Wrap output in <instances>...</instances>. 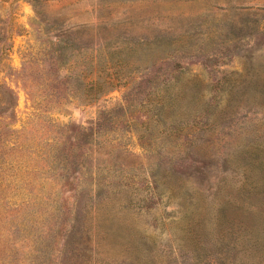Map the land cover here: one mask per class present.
Returning <instances> with one entry per match:
<instances>
[{
    "label": "rangeland",
    "instance_id": "obj_1",
    "mask_svg": "<svg viewBox=\"0 0 264 264\" xmlns=\"http://www.w3.org/2000/svg\"><path fill=\"white\" fill-rule=\"evenodd\" d=\"M236 260L264 264V0H0V264Z\"/></svg>",
    "mask_w": 264,
    "mask_h": 264
},
{
    "label": "trees",
    "instance_id": "obj_2",
    "mask_svg": "<svg viewBox=\"0 0 264 264\" xmlns=\"http://www.w3.org/2000/svg\"><path fill=\"white\" fill-rule=\"evenodd\" d=\"M223 251V250H222ZM231 250L230 249H228V252H230ZM219 264H250V263H246V261H244V260H241V261H233L232 263L231 262H229V261H225V262H223V263H219Z\"/></svg>",
    "mask_w": 264,
    "mask_h": 264
}]
</instances>
